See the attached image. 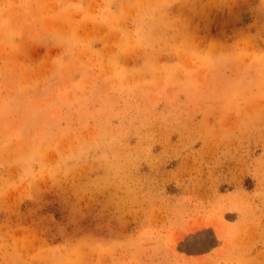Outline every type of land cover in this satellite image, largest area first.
I'll use <instances>...</instances> for the list:
<instances>
[{"label": "rangeland", "instance_id": "rangeland-1", "mask_svg": "<svg viewBox=\"0 0 264 264\" xmlns=\"http://www.w3.org/2000/svg\"><path fill=\"white\" fill-rule=\"evenodd\" d=\"M0 264H264V0H0Z\"/></svg>", "mask_w": 264, "mask_h": 264}]
</instances>
